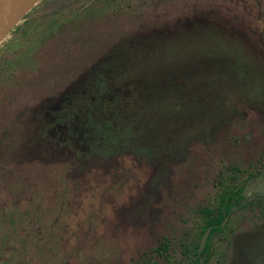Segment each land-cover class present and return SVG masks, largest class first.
Here are the masks:
<instances>
[{"label": "rangeland", "instance_id": "rangeland-1", "mask_svg": "<svg viewBox=\"0 0 264 264\" xmlns=\"http://www.w3.org/2000/svg\"><path fill=\"white\" fill-rule=\"evenodd\" d=\"M37 4L26 19L47 11ZM128 6L12 54L0 81V264H159L166 240L175 264L182 230L198 243V208L217 207L229 166L262 174L206 264H264V0ZM201 78L216 82L209 99L201 85L192 95L214 117L204 139L178 128L187 105L128 113L145 79L183 96Z\"/></svg>", "mask_w": 264, "mask_h": 264}, {"label": "trees", "instance_id": "trees-1", "mask_svg": "<svg viewBox=\"0 0 264 264\" xmlns=\"http://www.w3.org/2000/svg\"><path fill=\"white\" fill-rule=\"evenodd\" d=\"M85 1L86 0H39L37 4L38 10L43 11L46 8L47 11H43L41 14L37 11L38 14L36 16L26 19L27 13L21 22L12 29L11 32H13V35H11L10 40L0 43V81L9 80L14 73L15 66L12 64V54L14 51H23L28 48L27 46H30L39 38L48 35L49 32L51 33L53 29L62 25L63 22L68 24V22H71L74 19L76 20L78 17L80 19L82 17L83 21H89L93 12L107 10L116 13L122 6H126L127 9L131 10L132 8L128 5L137 2L138 0ZM5 52L8 53L9 57H3ZM170 83L171 82L164 80L158 84L155 83V81H152V79H145V82L140 85V88L135 92H131L138 95L137 99L134 98L135 95L132 97L131 101L134 102V104L130 105L131 108L132 106H137V110L135 112L129 110L128 113L132 116H138L141 111L154 112L156 106L158 107L161 105L163 108L167 109V115L170 113L174 115L173 113L177 112V106H182L184 108L187 105L190 107L189 114H187L186 119H179L180 121L177 124L178 128L185 131L187 135L193 136L195 139H197L196 135H199L198 139H204L202 133L204 130L210 128L207 126L209 123H215L214 117L211 109L204 106V102V104L202 103V105H200L198 101L193 99L192 95L194 92H197V89L199 90L201 85L203 89L201 97L209 99V86L216 82L204 78H201V80L199 79L198 82L195 80V83L193 82L194 84L192 83L193 85L191 84L190 87L187 88V95L184 94L183 96L179 95L178 90L174 88L176 85ZM121 106L122 105H120V107ZM215 107L221 112L222 108L219 105ZM123 108L127 109V106L124 105ZM134 127L132 126L133 129ZM226 168L227 170H225ZM226 168L222 175L219 176V181H217L219 190L221 191L217 207H200L197 211L200 215L202 224L199 226L198 232L195 236L200 238L203 232L209 229L203 249L199 256H196L195 251L198 244L196 243V239H188L186 236H188L189 232L187 229L182 230V236L179 237L181 240L177 243L179 255L173 257L177 262L175 264H198L199 259H202V264H206L207 256L204 257V255L207 253L212 237L217 236L221 231V222L227 220L234 211L240 210L246 206H251V202L248 203L243 192L247 187L252 190L258 188V178L262 174V171L253 174L249 173L248 175L241 177V175H237L239 170L237 167L229 166ZM258 191L259 190H254L256 193H258ZM31 214L34 215V213ZM2 219H4L6 224L11 225L12 222L11 218H9V214L8 219H5V217ZM155 249L158 250V253L163 254L161 257L162 262L159 264H172V255L168 254V240L164 241V243H159ZM140 264L157 263L156 261L148 262L145 260L140 261Z\"/></svg>", "mask_w": 264, "mask_h": 264}, {"label": "water", "instance_id": "water-1", "mask_svg": "<svg viewBox=\"0 0 264 264\" xmlns=\"http://www.w3.org/2000/svg\"><path fill=\"white\" fill-rule=\"evenodd\" d=\"M39 0H0V42L22 20V18L38 3ZM224 221L221 222L220 228ZM209 229L200 236L195 254L199 256L204 247ZM202 264V259L198 260Z\"/></svg>", "mask_w": 264, "mask_h": 264}, {"label": "flooded vegetation", "instance_id": "flooded-vegetation-1", "mask_svg": "<svg viewBox=\"0 0 264 264\" xmlns=\"http://www.w3.org/2000/svg\"><path fill=\"white\" fill-rule=\"evenodd\" d=\"M200 239V238H199ZM199 242V241H198ZM198 245V244H197ZM179 253V252H178ZM179 255V254H178ZM175 263H177L176 261H175Z\"/></svg>", "mask_w": 264, "mask_h": 264}]
</instances>
